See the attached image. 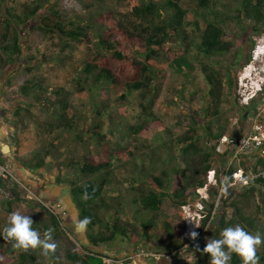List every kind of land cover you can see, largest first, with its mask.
I'll list each match as a JSON object with an SVG mask.
<instances>
[{
	"label": "trees",
	"instance_id": "1",
	"mask_svg": "<svg viewBox=\"0 0 264 264\" xmlns=\"http://www.w3.org/2000/svg\"><path fill=\"white\" fill-rule=\"evenodd\" d=\"M6 1L0 0V8L4 7ZM62 1L53 3V0H32L23 5L19 12L8 6L4 7L5 14L0 17L2 25L0 77L21 62L23 55L21 30L35 20L47 6L49 8L46 11L51 17H44L41 23L33 29L39 35L40 42L59 39L63 50L70 51L75 48L76 43L82 42L90 33L97 39L96 47L104 55L111 54V59L119 64H126L127 70L133 72H125L122 69V74L117 76L109 60L88 62L83 70V76L76 81L75 104L71 103L69 93H64L63 89L52 91L53 97L47 99L49 107L53 106L51 117H45V121L40 124L43 125L47 135L53 136L50 145L35 151L25 161L19 159L18 163L36 175L41 171H46L48 167L51 169L54 165L52 162L58 163L55 169L61 179L60 182L68 184L70 196L78 212V220L85 217L90 219L91 222L86 229L89 232L90 245L95 248V251L79 247L75 255L67 256L69 260L81 264H104V260L110 257L100 254L96 249L123 239L133 244L132 253L135 255L139 247H143L142 249L148 252L175 257L187 245L204 239L209 232L207 229L212 224H217L218 209H215V203L219 190L212 186V183L216 180L220 186L223 184V177L226 176L227 186H229L232 173L237 168L236 163L231 164L227 170L226 166H222L223 163L219 159L224 156L229 157L231 149L222 155L218 152V148L224 137L231 141L229 146L235 147L246 129L240 123L235 125L232 132H229L227 126L219 123L220 108L224 96L230 95L234 88H237L231 68L236 67V64L241 65V68L246 67L251 62V55L249 53L247 57L242 42L237 40V32L233 30L234 37L229 39L227 29L230 27L232 31L229 25L231 23L238 30H249L250 28L262 34L264 32V0H198L196 7L191 9H184L181 0H118L119 2L128 1L130 5L127 11L121 10L123 17L118 19L116 25L110 27L93 19L92 12L86 19H83L86 24L76 21L77 18H70L68 12L61 6ZM95 5L96 3L93 7ZM109 9L105 12H110L108 13L110 16L112 12ZM101 12H97L96 15L101 17ZM247 21L254 24H248ZM189 29L198 35L199 42L191 37ZM61 37L68 41L62 40ZM192 46L198 50L197 58L203 56L210 61L229 62L230 67L227 66L226 69L227 80H224L221 73L212 66L201 64V72L209 86L206 97L208 108L206 107L204 115H208L211 119L203 121L205 125L202 128V135L192 134L176 140L167 137L163 144L150 148L142 141L141 136H147V131H149L150 136L158 141L161 138V135L157 133L158 130L167 128L157 113L152 111L159 101L158 96L161 92V85L158 81L162 83L168 70L171 69L178 74L184 70L189 73L195 70L194 63L189 58V48ZM249 50H254V43ZM31 58V62H37L35 56ZM162 61H167V64L163 66ZM38 63L40 64L38 68H41L46 60ZM31 71H33L32 65L26 67L27 73ZM121 79L128 81L125 82L124 89L115 95L108 87L112 88L117 85ZM7 82L9 86V80ZM150 88L153 91V98L143 97ZM46 90L47 88L39 82L36 84L33 81L20 87L22 96L35 99V102L41 101V96L36 94L46 92ZM133 94H140L141 102H132L130 96ZM184 100H186L185 97ZM88 104L92 105V111L95 112V115L91 117L94 124L83 132L80 126L82 121L87 119V111L84 108L90 106ZM118 104L126 105L123 108L131 113L129 114L130 119L124 118V115L119 120L113 119V108H117ZM77 105L79 107H75ZM246 108L248 107H241L243 112ZM50 110L47 108L46 111ZM136 110L141 112L140 122L135 125L130 123L131 133H128L121 128V124L123 121H133L132 114ZM23 111V109H18L17 114L20 115ZM103 116H107L115 125L108 133L101 132L104 123L100 119ZM258 122L264 124V119L260 118ZM195 125H198V122H195ZM115 134H120L121 137L114 142L111 138ZM133 136L138 137L133 139ZM119 141H125V143L121 144ZM112 143L116 148L114 152L108 146ZM124 145L136 148L126 151ZM144 145L149 147L150 156L147 151L143 150ZM160 146L166 147L169 157L174 154L176 148H180L186 164L192 163L193 165L194 160H199L202 165L199 173L192 169L190 175L187 176L189 183L185 187H177L174 192L166 186V173L160 177L151 171L154 165L162 161V157H156L157 153H155L159 151ZM118 150L123 152L120 158L116 157ZM138 155L143 159L141 164L136 162ZM189 156L193 159L191 162H188ZM50 157H54L52 162L48 160ZM62 157H76V159L69 158L67 161L64 159L59 163ZM249 158L248 156L243 157L241 166L246 170L264 173V156L257 157L253 169L249 168L251 167ZM7 163H9L7 158L0 153V164ZM62 167L64 171H61ZM179 172L182 171L179 170ZM173 173L177 175L178 171L173 169ZM127 183H130L129 187H125ZM6 186L7 182L0 179V188L12 194L11 198L3 201L10 211L13 202L19 201V195L15 190L6 189ZM109 186L111 189L106 192ZM205 186L209 188L211 200L204 201L207 216L198 232V238L195 241L183 240V232H178L168 223L164 224L165 240L160 238L154 219L162 209L165 199L171 198L176 201L181 212V206L190 201L194 202L197 196L196 190ZM233 188L229 187L228 190ZM241 188L246 197L258 194V192L261 194L264 190V175L255 179L250 186ZM228 196H230L229 191L227 198ZM127 201L139 207L140 211L136 209L133 215L135 222H139L142 229L151 225V229H146L142 235V240L132 236L129 226L132 223L123 219V216L128 215ZM231 205L235 207L233 219L227 221L228 206H226L218 229L209 234L212 238H220L221 231L226 227H233L236 221L244 226L246 231L260 232L264 235V228L259 226L257 217L246 215L235 203ZM260 207L264 209V191ZM48 212V220L33 222L32 227L39 231L41 236L49 227L54 228L53 240L55 241L58 236L69 232L63 225V215L49 210ZM3 227L0 228V238L6 243L10 242L11 253L18 251V255L12 258L13 262L9 263L7 253L1 254L0 264H44L36 255L35 250L30 249L25 252L13 249L12 242L5 241L2 237ZM151 242L156 244L155 247L153 244L149 245ZM205 244L206 241L197 251L196 264H209L210 257L201 251ZM260 248L261 251L257 252L259 264H264V244ZM49 259L52 264H61L57 250L49 256ZM121 263L134 264L130 255L126 256ZM230 264H242V261L233 254Z\"/></svg>",
	"mask_w": 264,
	"mask_h": 264
},
{
	"label": "rangeland",
	"instance_id": "2",
	"mask_svg": "<svg viewBox=\"0 0 264 264\" xmlns=\"http://www.w3.org/2000/svg\"><path fill=\"white\" fill-rule=\"evenodd\" d=\"M31 1L32 0H7L4 7L8 6L19 12L23 5L30 3ZM58 1L60 0H53V3ZM94 3H96V5L93 7ZM181 3L184 9H191L196 7L198 0H181ZM129 5L130 3L128 1L119 2L118 0H63L61 3V6L68 12L70 18H77L76 21L86 24L83 19H86L88 14H91L92 12L94 15L93 19H96L98 22L105 23L108 27L117 24L118 19L123 17L121 10L125 9L123 11H127L126 9H128ZM4 7L0 8V17L2 14H5ZM48 8L49 6H47L35 20L21 30V41L23 47L21 62L13 66L5 75L0 77V153L3 157H7L9 164H11L14 168L18 183L13 182L10 187L19 195V201L13 202V206L10 211L7 206L3 204V201L6 198L0 195V228L7 224L9 215L16 211L20 212L22 215L30 216L33 222L48 220V210L63 215V225L69 233L60 235L57 240H55L57 244L56 250L58 256L61 264H81L80 262L69 260L67 256L69 254L75 255L79 247H83L88 251H95V248L90 245L88 239L89 232L87 229L83 233H77L73 230V225L78 221V212L73 199L70 196L68 184L60 182L61 179L58 177V172L55 169V166L58 165V163L52 162L54 157H50L48 160L54 164L53 167L51 169L48 167L46 171H41L36 175L33 171L20 167L18 160L21 159L25 161L29 159L35 151L44 149L50 145L51 138H53V136L47 135L43 129V125L40 124L45 121V117H51L50 115L52 113L53 106L49 107V101L47 99H50L49 97H53L51 94L52 91L56 89H63L64 93H69L71 103L75 104L76 81L83 76V70L88 62L94 63L97 61H103V59L109 60L110 65L116 70L115 74H117V76L122 74V69H124L125 72L131 70H127L128 67L126 64H119L114 59H111V54L104 55L96 47L97 39L90 33L82 42L76 43L75 48L70 51L63 50L59 39H54L48 42H40L39 35L33 29L41 23V20L44 17H51L49 12L46 11ZM108 8H110L111 10H109L112 12L110 16L108 15L110 12H105ZM97 12H101V17L96 15ZM247 23L251 24L252 22L247 21ZM229 25L232 27V31L230 27L227 29L229 39L234 37L233 30H235V32H237V40L242 42L247 57L249 56V53L251 55L250 63L259 64L260 61H254L253 59V57L255 59L256 57L259 58V56L254 54L253 51L256 46L264 43V32L262 34L256 33L250 28L249 30H238L234 24L232 25L230 23ZM1 33L2 25L0 24V58L2 57ZM189 34L193 39L199 42V37L193 30L189 29ZM62 40L68 41L66 38H62ZM253 43L254 50H249ZM189 53V58L194 63V71L189 73L184 70V72L178 74L173 72L171 69L168 70V74L162 83L158 81V84L161 85V92L158 96L159 101L152 111L157 113V116L161 121H163L167 128L158 130L157 133L161 135V138L158 139V141H156V138H152L150 136L149 131H147V136H141L142 141L150 148H156L159 144H163L167 137L174 138V140H176L177 138L183 139V137L190 136L192 134L202 135V128H204L203 126L205 125V123L203 124V121H209L211 119L208 115H204L206 107L208 108L206 97L209 86L203 73L201 72V64L205 63L212 66L215 70L221 73L224 80H227L226 69L227 66H229V62H224L223 60L210 61L203 56H201V58H197L196 56L198 54V50L195 46L189 48ZM33 56L37 58V62H31V57ZM260 59L261 56L258 60ZM45 60L46 63L43 64V67L38 68V65H40L38 62L42 61L43 63ZM161 64L165 66L167 61H162ZM249 64L247 66H249ZM30 65L33 66V71L27 73L26 67ZM260 65L262 64L260 63ZM240 66L241 65L236 64V67L231 68L233 71V78L236 79L237 82V88L235 87L230 95L224 96L222 106L220 108L221 119L219 120V123L227 126L229 132H232L235 125L240 123L244 125L246 130H248L253 123L254 109L257 107L255 104L250 108H246L245 112L241 109L243 106H241L238 101V83L240 79L244 78L243 76L244 73H246L245 69L247 66L244 68H241ZM262 67L264 68V65H262ZM123 75L125 74L123 73ZM8 80L10 82L9 86L7 82ZM29 81L36 82V84L39 82L43 87L47 88L46 92H38L36 94L41 96V101H36L38 103L34 101L35 99L24 98L20 93V87ZM127 81L128 80L126 79H121L117 85H114L112 88L109 86L108 89H111V91L117 95L122 89H124V84ZM249 88H251L250 85L248 86V89ZM151 89L152 88H150V90L147 91L143 97L149 99L153 98V91H151ZM130 97L131 101L135 103L141 102L142 100L140 94H133ZM184 97L186 100H184ZM263 103L264 98L260 99L258 107H264ZM117 106V108H113L111 106L113 108V119L119 120L122 115H124V118L130 119L131 113L123 108L126 105L118 104ZM75 107L79 106L77 105ZM47 108H50L51 110L46 111ZM18 109H23L24 111L19 115L17 114ZM84 109L87 111V119L83 120L80 126V130L83 132L87 131L94 124L93 118L91 117L95 115V112L92 111V105L87 106ZM140 115V110H136V112L132 114L133 121H123L121 128H123L126 132L131 133L129 124L131 123L132 125H135L139 123ZM100 120L104 123L101 130L103 133H108L115 127L107 116H103ZM195 122H198V125H195ZM120 137V134H115V136L111 139L115 142L119 140ZM136 137L133 136V139ZM119 143L124 144L125 141H119ZM108 146L112 152L115 151L116 148L114 143L108 144ZM123 147H125L126 151L131 148H136L127 147V145H124ZM149 147L144 145L143 150L147 151L150 156L151 152ZM229 149H231V146L225 144L219 146L218 152L224 155ZM155 153H157L156 157H162V161L154 165L151 168V171L154 175L160 177H163L162 175L166 173V186L173 192L177 187H185L186 184L189 183L187 176L190 175L192 169L196 170V173H199L202 169V165L199 160H194L195 163L193 165L192 163L186 164L183 161L184 154L180 148H176L171 157H169L165 146L159 148V151H156ZM122 155V150H118L116 157L120 158ZM229 155V157L224 156L219 159L221 160V163H223L222 166H226V170L232 164V151ZM259 155L260 153L254 152L252 155L248 156L250 157V169L254 168ZM69 158L76 159V157H62V159L59 160V163H61L64 159L67 161ZM188 158V162L193 160L191 156ZM166 159L168 160L165 162ZM136 162L139 164L143 162L141 156L138 155ZM173 169L178 171L177 175H174ZM179 170L182 172H179ZM61 171H64L63 167L61 168ZM190 184L192 186L193 182L191 181ZM129 186L130 183L125 185V187ZM110 189V186L107 187L106 192L110 191ZM263 191L261 194L258 192V194L246 197L244 190L241 187L235 186L233 189L229 190V198L226 196L225 199L223 198L221 200L218 207L217 224H212L207 229L209 232L205 235L204 239L187 245L185 249L178 253L175 257L165 258L157 262L140 257L139 253L143 247H139L140 249L136 255L137 258L140 259L139 261L143 264H196L195 262L198 255L197 251L199 249L197 248V245L200 247L201 244L206 241V238H212L209 234L218 229L223 211L227 208L226 206H228L226 217L227 221L233 219L235 207L232 206L231 203H235L242 208L246 215L250 217H257L259 220V226L264 228V209L260 207L263 198ZM10 195L11 198L12 194ZM226 195H228V193ZM127 202L128 215L123 216V219L132 223V225L129 224L132 236L136 237L138 240H142V235L146 229H151V225L142 229L140 227V223L135 222L133 218L135 210H139V207L130 201ZM154 221L156 223L155 226L159 231L160 238L164 240L166 237V234L164 233V224H171L178 232L181 233L184 232L185 229V220L182 213L179 210L177 202L171 198L165 199L162 209L159 211V214ZM237 224L240 225V223L236 221L234 226ZM251 233L255 234L254 232ZM152 244L155 247L156 244L154 242H151L149 245ZM133 247L134 246L131 242L123 239L106 247L96 249V251L106 257H110L108 259L116 262L115 264H122L121 262H123V259L132 254ZM258 251H261L260 247ZM35 252L42 263L52 264L49 257L41 255L40 249H35ZM4 253H7L9 258L7 261L9 263L13 262L12 258L18 255V251L11 253L10 242L6 243L0 238V255ZM136 263L139 264L137 260Z\"/></svg>",
	"mask_w": 264,
	"mask_h": 264
},
{
	"label": "clouds",
	"instance_id": "3",
	"mask_svg": "<svg viewBox=\"0 0 264 264\" xmlns=\"http://www.w3.org/2000/svg\"><path fill=\"white\" fill-rule=\"evenodd\" d=\"M263 49L264 43L256 46L253 53L258 55ZM253 59L264 65V55L261 56L260 60L258 57L256 59L253 57ZM260 63H250L245 69L244 78L240 79L238 83L239 97L241 95L240 98L246 97L249 100V106L243 107L250 108L255 104L258 106L260 99L264 98V68ZM248 84L251 86L249 89ZM90 222L88 217L78 220L73 225V230L77 233H83ZM32 225L33 220L30 216L22 215L18 211L12 212L8 217L7 224L2 229V237L5 241L12 242L13 249L25 252L30 249H40L41 255L45 257L53 255L57 248V244L53 240L55 229L49 227L41 236V233L34 230ZM195 226L199 228V225L195 224ZM198 235L195 231L189 234L193 241L198 238ZM262 244H264V235L260 232L250 233L245 230L244 226L237 224L234 227L223 229L220 238H206V244L201 251L210 257L209 264H230L233 254L241 259L242 264H259L257 252ZM197 248H199L198 245ZM132 258L134 257L132 256Z\"/></svg>",
	"mask_w": 264,
	"mask_h": 264
},
{
	"label": "built area",
	"instance_id": "4",
	"mask_svg": "<svg viewBox=\"0 0 264 264\" xmlns=\"http://www.w3.org/2000/svg\"><path fill=\"white\" fill-rule=\"evenodd\" d=\"M241 97V95H240ZM238 99L241 106H249V100L246 97H242ZM264 119V107H256L254 109V115H253V123L251 124V127L246 130L245 134L242 136V138L237 141L236 146H231L232 151V164L236 163V170L232 173V181L229 186H227V177H223V184L219 186V183L214 180L212 183V186L217 187L219 190V194L216 197V203H215V209H218L221 200L227 196L229 187H247L250 186L251 183L257 179L259 176L264 175L263 172L256 173L254 170H246L244 167L241 166V162L243 160V157L250 156L254 152L260 153V155L264 156V124L259 123V119ZM244 126V125H243ZM245 128V127H244ZM246 129V128H245ZM231 141L224 137L222 141L220 142L219 146L222 145H229ZM231 145V144H230ZM0 179H3L7 182L6 189H11L10 185L13 182L18 183V180L16 178V173L14 171V168L11 164H0ZM21 184V183H20ZM228 190V191H227ZM11 192L7 191L3 188H0V195L7 198H10ZM196 199L194 202H188L186 204H183L181 206V213L185 220V229L182 234L183 240H192L190 239V232L195 231L198 233V229H201L200 226H202L203 220L206 218L207 214L205 213V204L204 201L208 202L210 201V192L209 188L207 186L198 188L196 190ZM195 224L199 225V228L195 226ZM193 241V240H192ZM139 256L144 259H150L153 261H160L165 258H171L173 255L170 256H164L161 254H155L152 252L145 251L144 249L140 250ZM140 260V259H139ZM134 264L136 263V260L133 258ZM139 262V261H138ZM141 262V261H140ZM139 264H143L142 262ZM104 264H115L110 259H105Z\"/></svg>",
	"mask_w": 264,
	"mask_h": 264
},
{
	"label": "bare ground",
	"instance_id": "5",
	"mask_svg": "<svg viewBox=\"0 0 264 264\" xmlns=\"http://www.w3.org/2000/svg\"><path fill=\"white\" fill-rule=\"evenodd\" d=\"M262 55H264V49H263L261 52H259V54H258L259 58H260V56H262Z\"/></svg>",
	"mask_w": 264,
	"mask_h": 264
},
{
	"label": "water",
	"instance_id": "6",
	"mask_svg": "<svg viewBox=\"0 0 264 264\" xmlns=\"http://www.w3.org/2000/svg\"><path fill=\"white\" fill-rule=\"evenodd\" d=\"M131 255L134 257V259H136L137 261H139L138 258L136 257V255L134 253H132Z\"/></svg>",
	"mask_w": 264,
	"mask_h": 264
},
{
	"label": "crops",
	"instance_id": "7",
	"mask_svg": "<svg viewBox=\"0 0 264 264\" xmlns=\"http://www.w3.org/2000/svg\"><path fill=\"white\" fill-rule=\"evenodd\" d=\"M4 158H7V157H4ZM20 167H22L20 164H19ZM23 168V167H22Z\"/></svg>",
	"mask_w": 264,
	"mask_h": 264
}]
</instances>
